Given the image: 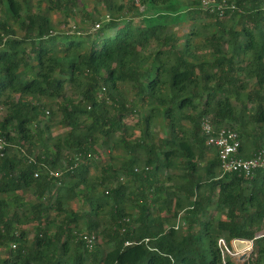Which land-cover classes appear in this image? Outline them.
I'll list each match as a JSON object with an SVG mask.
<instances>
[{
    "label": "trees",
    "instance_id": "trees-1",
    "mask_svg": "<svg viewBox=\"0 0 264 264\" xmlns=\"http://www.w3.org/2000/svg\"><path fill=\"white\" fill-rule=\"evenodd\" d=\"M217 2L0 0V264H264V169L202 133L264 151V0Z\"/></svg>",
    "mask_w": 264,
    "mask_h": 264
},
{
    "label": "built area",
    "instance_id": "built-area-1",
    "mask_svg": "<svg viewBox=\"0 0 264 264\" xmlns=\"http://www.w3.org/2000/svg\"><path fill=\"white\" fill-rule=\"evenodd\" d=\"M202 7L207 11L220 12L221 15H223L224 10L227 9L225 3H218L217 0H202ZM97 28H99V25ZM49 114L50 112H47V115ZM202 133L206 136V145L217 150L220 167L224 174L243 173L246 176H251L253 171L264 169V151H260L255 157L247 160L237 156L240 148V141L235 131L223 129L216 132L212 123L208 119H205L202 124ZM6 146L7 141L0 139V156L3 155L2 151ZM51 175L59 177L58 173L55 171H52ZM38 176L39 174L36 173L35 177L37 178ZM82 237L87 242L89 249L92 250L96 243V235H83ZM218 245L223 258H225V256H239V254L235 252L232 243L230 246L225 239H220ZM15 247L14 245L13 248Z\"/></svg>",
    "mask_w": 264,
    "mask_h": 264
},
{
    "label": "rangeland",
    "instance_id": "rangeland-1",
    "mask_svg": "<svg viewBox=\"0 0 264 264\" xmlns=\"http://www.w3.org/2000/svg\"><path fill=\"white\" fill-rule=\"evenodd\" d=\"M143 10H144V7H139V14L142 13ZM53 20H54L56 23H58V22H64L65 19H64V17H62L61 15H54V16H53ZM138 20H139V19H136L135 22H138ZM72 24H73V23H72ZM75 24L78 25V26H81V27H85V25H82L83 23L81 22V18H80V15H79V14H78V16L76 17V21L74 20V24H73V25H75ZM88 28H92V32L95 31V30H99V29L97 28V26H95V28H94V26L89 25ZM128 95H130V94H128ZM3 115H4V113L1 114V116H3ZM47 116L50 117L49 115H47ZM136 120H137V117L130 118V119H129V124H130V126H134ZM59 129H60V127H57L56 129H54V130L52 131V137H56V136L59 135V134H63V133H65V131H63V129H62V130H59ZM157 132H158V133H161L159 125H158V128H157ZM136 134H137V136H139V133H136ZM108 154H111L113 157H116V158H117V156H121V155H122L121 152H115V153L113 152V154H112V150H111V149H108ZM104 155H106V154H104ZM112 163H114L113 165L116 167V166L118 165V160L113 161ZM91 174H92V175L96 174V173H95V170H93ZM71 207H72L73 209H75V210H79V205H77V203H72V204H71ZM184 225H185V224H183V223L181 222L180 225L178 226V229H180V228H184ZM29 231H30L29 242L32 243L33 240H34V237H33V236H34V233H33V227H29ZM1 254H2L3 256H5L4 253H1ZM247 254H248V255H247L244 259H241V258H242V255H239V256H236V257H232V258H234V259L237 260L238 262H244L245 260L248 259L249 255H250V251H248Z\"/></svg>",
    "mask_w": 264,
    "mask_h": 264
},
{
    "label": "water",
    "instance_id": "water-1",
    "mask_svg": "<svg viewBox=\"0 0 264 264\" xmlns=\"http://www.w3.org/2000/svg\"><path fill=\"white\" fill-rule=\"evenodd\" d=\"M231 243L235 252L239 255H242L241 259H244L248 255V251L252 252L253 250V241L251 240L235 239Z\"/></svg>",
    "mask_w": 264,
    "mask_h": 264
},
{
    "label": "crops",
    "instance_id": "crops-1",
    "mask_svg": "<svg viewBox=\"0 0 264 264\" xmlns=\"http://www.w3.org/2000/svg\"><path fill=\"white\" fill-rule=\"evenodd\" d=\"M214 155H215L214 153H210V154H208L207 160H209V159H212ZM180 223H181V220H179V219H178V221H177L176 225H178V226H179V225H180Z\"/></svg>",
    "mask_w": 264,
    "mask_h": 264
}]
</instances>
